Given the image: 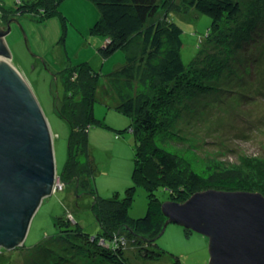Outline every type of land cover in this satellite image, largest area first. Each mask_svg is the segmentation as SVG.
<instances>
[{"label": "rangeland", "instance_id": "obj_1", "mask_svg": "<svg viewBox=\"0 0 264 264\" xmlns=\"http://www.w3.org/2000/svg\"><path fill=\"white\" fill-rule=\"evenodd\" d=\"M40 1L0 0V27L4 28L0 30L6 31L7 23L11 22L4 44L8 48L11 64L26 79L49 125L53 136L54 170L59 176L67 160L70 135L68 123L54 111V98L60 101L63 95L62 78L57 72L65 68L67 57L73 61H91V65L99 69L101 57L93 49L98 37L90 31L97 20L98 10L89 0H63L59 7L63 19L53 16L41 23L34 21L42 19L36 10ZM241 1L246 2L255 15L262 16V22H255L254 31L250 29L253 36L245 42V46L236 41L238 46L229 47L228 52L235 61L225 72L216 71L213 77L204 80L208 89L187 100L174 129L183 137L178 149L193 148L205 163L238 171L251 186L253 192H248L264 195V2L259 1L256 7V0ZM158 13L161 14V11ZM198 15L194 11L177 15L183 27L180 50L186 67L203 47L211 26L208 17ZM11 18L20 24L23 33L16 22L8 21ZM60 39L67 57L60 54L61 45L57 46ZM123 56L122 52L111 57L101 72L108 73L114 64H121ZM100 100L93 104V111L103 123L102 127H92L88 133V144L92 147L91 157L96 168L92 181L88 187H85L87 183L84 185L83 176L71 178L75 181L69 180L67 184L61 181L64 190L55 192L56 189L55 193L45 197L32 216L25 246L0 249V264H126L122 259L112 262L105 255L94 253L95 248L90 242L95 240L92 238L68 239L69 236H61L62 232L58 234L61 237L51 240L59 227L64 226L63 222L57 224L58 218L63 215L71 232L78 223L82 232L94 237L100 228L92 213L95 204L93 193L104 199L121 198L132 181L135 143L129 130L131 118L113 109L112 100L104 101L102 97ZM146 206V192L137 188L128 212L140 215ZM121 231L109 230V235L118 239ZM190 233L186 235L178 224H169L164 235L156 240L166 254L150 264H171L172 256L175 259L178 257L180 264H208V239L201 234ZM122 235L120 245L125 248L128 264H143L134 237L127 232H122ZM107 237L97 240L98 248H105Z\"/></svg>", "mask_w": 264, "mask_h": 264}, {"label": "trees", "instance_id": "obj_2", "mask_svg": "<svg viewBox=\"0 0 264 264\" xmlns=\"http://www.w3.org/2000/svg\"><path fill=\"white\" fill-rule=\"evenodd\" d=\"M89 1L98 10L97 20L90 31L98 37L93 49L101 57L99 69H95L91 61L68 58L64 43L61 39L57 41V46L61 45L60 54L68 60L65 68L57 72L62 78L63 95L60 101L54 98V111L68 123L70 135L67 160L59 178L67 184L71 178L83 176L84 185L87 183L85 187L92 181L96 168L88 133L92 127H102L103 123L93 111V104L102 97L104 101L112 100L113 109L131 118L129 130L135 143L132 181L121 198L104 199L93 193L92 213L100 228L94 237L82 232L78 223L72 230L76 233L71 232L62 214L57 224L63 222L64 226L59 227L51 240L61 236L92 238L95 240L90 242L95 248L94 253L105 255L112 262L122 259L128 264L125 248L120 245L124 236L122 232H127L134 237L143 264H150L166 254L156 243L164 235V232L160 234L162 230L166 229L167 218L161 210L163 203L170 200L182 204L196 192L210 189L252 191L238 171L205 163L193 148L178 149L183 137L174 129V124L187 100L208 89L204 80L213 77L216 71L225 72L235 61L228 52L229 47L238 46L236 41L245 46L253 36L250 29L254 31L255 22H262V16L255 15L241 0ZM259 1L264 2L256 0V7ZM62 2L41 0L36 10L42 19L34 21L43 23L53 16L63 19L59 9ZM189 11L208 17L211 26L203 47L186 67L180 50L183 27L177 15ZM122 52V63H116L108 73H102L101 68L110 58ZM137 188L146 192L147 206L143 213L134 216L128 210ZM109 230L122 231L120 237L114 239ZM184 233L191 234L189 230ZM106 236L105 248H98L97 240ZM171 259V264H180L178 257L172 256Z\"/></svg>", "mask_w": 264, "mask_h": 264}, {"label": "water", "instance_id": "obj_3", "mask_svg": "<svg viewBox=\"0 0 264 264\" xmlns=\"http://www.w3.org/2000/svg\"><path fill=\"white\" fill-rule=\"evenodd\" d=\"M9 31L8 22L6 31L0 30V249L6 250L24 244L41 201L63 185L54 170L49 125L26 79L10 62L4 44ZM161 210L167 218L164 229L178 224L208 239V264H264L260 193L210 189L182 204L165 202Z\"/></svg>", "mask_w": 264, "mask_h": 264}, {"label": "bare ground", "instance_id": "obj_4", "mask_svg": "<svg viewBox=\"0 0 264 264\" xmlns=\"http://www.w3.org/2000/svg\"><path fill=\"white\" fill-rule=\"evenodd\" d=\"M61 188H62V186H60V189H61ZM54 189H55V187L53 188V190H52L53 192H51V193H54ZM250 193H252V192H250Z\"/></svg>", "mask_w": 264, "mask_h": 264}, {"label": "flooded vegetation", "instance_id": "obj_5", "mask_svg": "<svg viewBox=\"0 0 264 264\" xmlns=\"http://www.w3.org/2000/svg\"><path fill=\"white\" fill-rule=\"evenodd\" d=\"M10 26H11V22H10ZM6 29H7V26H6Z\"/></svg>", "mask_w": 264, "mask_h": 264}, {"label": "built area", "instance_id": "obj_6", "mask_svg": "<svg viewBox=\"0 0 264 264\" xmlns=\"http://www.w3.org/2000/svg\"><path fill=\"white\" fill-rule=\"evenodd\" d=\"M62 186V185H61Z\"/></svg>", "mask_w": 264, "mask_h": 264}]
</instances>
